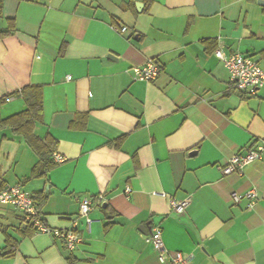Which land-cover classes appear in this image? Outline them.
<instances>
[{
  "label": "crops",
  "instance_id": "crops-1",
  "mask_svg": "<svg viewBox=\"0 0 264 264\" xmlns=\"http://www.w3.org/2000/svg\"><path fill=\"white\" fill-rule=\"evenodd\" d=\"M259 1L0 0V31L15 25L0 38V123L27 108L14 93L39 86L35 134L65 157L33 176L40 156L0 127V187L21 184L56 228L70 226L83 197L103 196L91 226L79 219L74 250L0 204V248L8 235L19 243L0 264H175L147 241L157 226L188 264H264V162L242 176L222 171L232 154L264 143V88L239 92L215 55L221 47L264 67ZM148 60L159 76L136 80L133 67ZM252 187L254 207L233 201ZM171 198H190L186 211Z\"/></svg>",
  "mask_w": 264,
  "mask_h": 264
},
{
  "label": "built area",
  "instance_id": "built-area-1",
  "mask_svg": "<svg viewBox=\"0 0 264 264\" xmlns=\"http://www.w3.org/2000/svg\"><path fill=\"white\" fill-rule=\"evenodd\" d=\"M126 27L122 28L125 31ZM215 55L224 63L230 73V79L235 89L247 96H254L260 89L264 88V67L258 61L242 53H233L225 55L220 47L215 51ZM134 78L140 81H153L160 72L161 65L155 60H148L144 64L133 67ZM71 76H67L70 80ZM53 160L59 164L65 161V157L58 152L53 154ZM254 162H264V143L248 148L245 152L239 151L228 158L227 164L223 167L224 174H238L242 176L244 169ZM131 192V188H127ZM154 195L166 197L165 192H154ZM234 202L247 200V206L252 208L258 202L259 196L256 187H252L245 193L233 192ZM102 195L85 196L81 200L80 210L77 215L71 217L70 226L67 228H56L49 226L39 206L32 194L27 192L21 184H6L0 187V204L10 206L22 214L24 223L34 228L36 232L46 233L60 238L69 250L76 249L82 242L83 236L78 230L80 218H85L88 226L94 221L90 213L95 206H101ZM190 203V198L178 200L171 198L172 210L182 214L186 211ZM147 241L157 250L159 259L162 262H171L175 264H188L189 256L182 251H170L166 248L162 229L155 227L152 233L147 236Z\"/></svg>",
  "mask_w": 264,
  "mask_h": 264
},
{
  "label": "trees",
  "instance_id": "trees-1",
  "mask_svg": "<svg viewBox=\"0 0 264 264\" xmlns=\"http://www.w3.org/2000/svg\"><path fill=\"white\" fill-rule=\"evenodd\" d=\"M2 18L3 16L0 6V20ZM14 30V22L13 20H9V28L6 31H0V38L11 34ZM14 94H18L24 98L27 108L19 113L3 119L0 123V127H11L14 133L22 135L25 138L27 143L40 156L39 162L33 168V176L46 175L50 169L57 165V163L52 157L55 146H52L48 140H41L35 134V125L37 122L41 121L43 117L42 89L39 86H26ZM9 96L3 98V101L7 100ZM109 226H111V223L107 225V227ZM18 245V241L8 235L7 245L3 248H0V256H14L18 251Z\"/></svg>",
  "mask_w": 264,
  "mask_h": 264
},
{
  "label": "water",
  "instance_id": "water-1",
  "mask_svg": "<svg viewBox=\"0 0 264 264\" xmlns=\"http://www.w3.org/2000/svg\"><path fill=\"white\" fill-rule=\"evenodd\" d=\"M261 1H264V0H260L259 2L261 3ZM193 153H195V151Z\"/></svg>",
  "mask_w": 264,
  "mask_h": 264
}]
</instances>
